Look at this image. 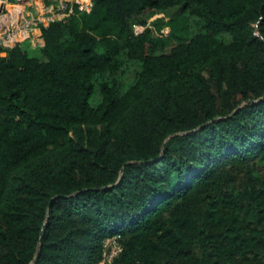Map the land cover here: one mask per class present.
Segmentation results:
<instances>
[{
	"label": "trees",
	"instance_id": "1",
	"mask_svg": "<svg viewBox=\"0 0 264 264\" xmlns=\"http://www.w3.org/2000/svg\"><path fill=\"white\" fill-rule=\"evenodd\" d=\"M92 1L0 43V264H264V0Z\"/></svg>",
	"mask_w": 264,
	"mask_h": 264
},
{
	"label": "built area",
	"instance_id": "2",
	"mask_svg": "<svg viewBox=\"0 0 264 264\" xmlns=\"http://www.w3.org/2000/svg\"><path fill=\"white\" fill-rule=\"evenodd\" d=\"M54 1L44 3L42 0H30L28 8L25 10L20 2L0 0V43L9 46L18 40H27L32 47L41 45L43 43L41 24H47L52 19L61 18L71 13L74 1L79 9H89L93 3L92 0ZM145 24L140 23L139 25ZM137 31H141V29ZM116 237L113 234L104 238V245L109 247L108 251L104 252L106 259H111L120 249Z\"/></svg>",
	"mask_w": 264,
	"mask_h": 264
},
{
	"label": "rangeland",
	"instance_id": "3",
	"mask_svg": "<svg viewBox=\"0 0 264 264\" xmlns=\"http://www.w3.org/2000/svg\"><path fill=\"white\" fill-rule=\"evenodd\" d=\"M20 1H24V0H20ZM160 13H151L149 16H148V21L146 22L145 25H139L140 23H137V24H133L134 25V28L136 30L138 29H144L145 27H148L150 28L151 30H153L154 32L156 33H167L169 30H170V26L163 23V21L158 17ZM188 25H189V29H190V32L194 31L196 29V22L195 21H190L188 22ZM32 49L30 50V53H34V54H38L39 51L36 47H31ZM126 85V84H125ZM98 90L95 89L91 95L89 96V101L91 103H96V101L98 100L99 96H98Z\"/></svg>",
	"mask_w": 264,
	"mask_h": 264
},
{
	"label": "crops",
	"instance_id": "4",
	"mask_svg": "<svg viewBox=\"0 0 264 264\" xmlns=\"http://www.w3.org/2000/svg\"><path fill=\"white\" fill-rule=\"evenodd\" d=\"M30 0H24V1H20V0H16V1H14V2H16V3H18V2H20L21 4V6H23V7H25V10H27V8H28V2H29ZM43 1V0H42ZM28 42V41H27ZM29 44V43H28Z\"/></svg>",
	"mask_w": 264,
	"mask_h": 264
}]
</instances>
